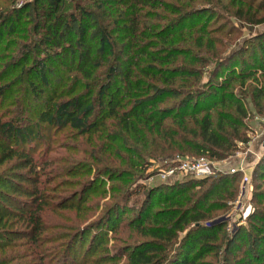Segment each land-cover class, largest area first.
Returning a JSON list of instances; mask_svg holds the SVG:
<instances>
[{
    "label": "trees",
    "instance_id": "16d2710c",
    "mask_svg": "<svg viewBox=\"0 0 264 264\" xmlns=\"http://www.w3.org/2000/svg\"><path fill=\"white\" fill-rule=\"evenodd\" d=\"M15 2L0 0V264H264V152L252 211L222 238L241 171L139 182L151 159L247 148L264 29H242L264 25V0Z\"/></svg>",
    "mask_w": 264,
    "mask_h": 264
},
{
    "label": "rangeland",
    "instance_id": "374dc122",
    "mask_svg": "<svg viewBox=\"0 0 264 264\" xmlns=\"http://www.w3.org/2000/svg\"><path fill=\"white\" fill-rule=\"evenodd\" d=\"M26 2V0H16L15 2V6H20L22 4H24ZM264 29V25H261V26H248V25H244L243 29H242V32H243V38L245 37H249V35H253V34H257L259 33L260 31H262ZM242 41V39H241ZM241 41H238L234 47L239 46L241 45L240 42ZM260 55V53L258 52L257 56ZM257 59L258 57L256 55H254ZM245 58L246 60H252V57H243ZM253 117V116H252ZM264 122V114L262 116H259V117H253L252 121L249 120V124L250 126L253 127L254 129V133H249V135L252 137L254 136L255 134L257 133H261V126H260V123L262 125V123ZM35 122V121H34ZM45 128L42 129V134L43 136H47L43 141V144L45 143H49V140L48 139V136L51 134V132L49 131H44ZM60 132H57L55 133L52 132V137H59V134ZM262 143H264V137L262 139ZM261 143V144H262ZM241 149H243V147L241 146ZM43 150H44V146L41 147V149L37 152V155L40 156L41 154L40 153H43ZM60 150V149H59ZM244 150V149H243ZM243 150H239L238 152H243ZM245 151V150H244ZM54 152H50V154H53ZM55 154V153H54ZM56 155V154H55ZM199 157H202V156H198V157H194V158H188L189 160H192V159H196V158H199ZM232 159H226V160H218L219 164H224L226 165L225 163L227 164H230V161ZM154 169V168H153ZM155 170V169H154ZM155 171L151 170L148 168L147 172H146V175L147 177L145 179H142V180H139V182H142L144 183L145 185H151L153 184L155 181H160L159 177L157 175H155ZM243 178V177H242ZM241 182H242V179H241ZM240 182V184H241ZM99 196V195H97ZM60 197V195H59ZM100 197V196H99ZM239 193L235 199V201L233 202H229L228 205V209H226L225 211H222V212H219L218 213V216L214 219V221L217 220L218 221H221V220H225L226 222V226L223 228V230L221 231L220 235H219V238H222V236L224 234H231L233 230L236 229L237 225L239 224H245V219H246V216L252 211V206L250 208H248V206L250 205V193H247L246 195L243 194L239 199ZM100 204H102V202H105L108 200V197H104V198H101L100 197ZM238 200V202L236 201ZM132 201V200H131ZM130 201V203H131ZM101 207L98 208V210H100ZM49 220L51 221V218H49ZM90 220V219H89ZM213 221V222H214ZM221 240V239H219ZM112 243L113 241H109L107 246L112 250ZM213 256L214 255H210V254H207L206 256L203 257V261H209V260H213ZM217 260L215 262H213L212 264H217V261H220L222 259V256L221 254L217 255ZM125 260H124V257H121L118 261H116L117 263L115 264H121L123 263Z\"/></svg>",
    "mask_w": 264,
    "mask_h": 264
},
{
    "label": "built area",
    "instance_id": "2783aa9c",
    "mask_svg": "<svg viewBox=\"0 0 264 264\" xmlns=\"http://www.w3.org/2000/svg\"><path fill=\"white\" fill-rule=\"evenodd\" d=\"M261 134L264 137V122L261 125ZM241 154L243 155V152H236L232 158ZM223 166L224 164H219L218 160H211L205 156L189 160L181 155H174L158 161L151 159L149 169L153 171L156 170L155 175H157L160 178L159 180L163 182H174L187 176L200 179L214 175L218 172L233 173L242 170L241 167H230L227 169L223 168ZM245 185V179H242L238 199L244 194ZM236 201L238 202V200Z\"/></svg>",
    "mask_w": 264,
    "mask_h": 264
},
{
    "label": "crops",
    "instance_id": "0c3cea01",
    "mask_svg": "<svg viewBox=\"0 0 264 264\" xmlns=\"http://www.w3.org/2000/svg\"><path fill=\"white\" fill-rule=\"evenodd\" d=\"M263 135L259 132L252 136L250 142L247 145V148L245 151H243V155L235 156L234 158H231L230 164L225 163L226 165L223 166V168H230V167H241L242 170H239L243 173V178L245 179L246 185H245V191L243 192L245 195L247 193H250L251 197V190L252 185L250 183V176L253 169V166L258 161L262 153L264 152V143H262ZM262 143V144H261ZM246 152V153H244ZM251 207V204L248 206V208Z\"/></svg>",
    "mask_w": 264,
    "mask_h": 264
},
{
    "label": "water",
    "instance_id": "95a60500",
    "mask_svg": "<svg viewBox=\"0 0 264 264\" xmlns=\"http://www.w3.org/2000/svg\"><path fill=\"white\" fill-rule=\"evenodd\" d=\"M216 222V221H215Z\"/></svg>",
    "mask_w": 264,
    "mask_h": 264
}]
</instances>
